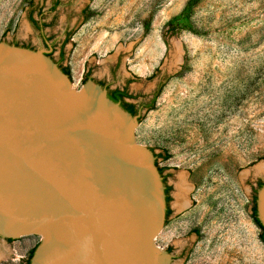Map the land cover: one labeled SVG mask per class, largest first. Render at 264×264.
<instances>
[{
	"label": "rangeland",
	"instance_id": "1",
	"mask_svg": "<svg viewBox=\"0 0 264 264\" xmlns=\"http://www.w3.org/2000/svg\"><path fill=\"white\" fill-rule=\"evenodd\" d=\"M187 1L0 0V43L57 62L61 49L74 90L126 86L136 106L159 90L134 130L168 158L156 160L170 214L155 245L169 264H264L251 217L264 184V0ZM40 239L0 237V264L26 263Z\"/></svg>",
	"mask_w": 264,
	"mask_h": 264
},
{
	"label": "water",
	"instance_id": "2",
	"mask_svg": "<svg viewBox=\"0 0 264 264\" xmlns=\"http://www.w3.org/2000/svg\"><path fill=\"white\" fill-rule=\"evenodd\" d=\"M48 53L0 43V237L40 236L30 264H169L140 114L90 79L74 90ZM256 206L264 227V184Z\"/></svg>",
	"mask_w": 264,
	"mask_h": 264
},
{
	"label": "trees",
	"instance_id": "3",
	"mask_svg": "<svg viewBox=\"0 0 264 264\" xmlns=\"http://www.w3.org/2000/svg\"><path fill=\"white\" fill-rule=\"evenodd\" d=\"M201 0H188L187 3H186V9H191L192 7H194L198 2H200ZM16 46V45H15ZM64 57V53L61 52L60 53V61H62ZM58 67L61 69L62 73L67 75L68 77L70 76L68 70L66 68H63L61 67L60 65H58ZM84 82H86V79L83 80ZM101 87H103L104 89H106L103 84H100L98 83ZM162 87V86H160ZM160 89V88H159ZM159 94V90L155 93V95L152 97V101H151V104L150 105H143V104H140L138 106H136V104L132 103V102H128L127 100H134L135 98L129 94L127 92V89L124 88L123 90H114V91H111L109 93V95H107L108 99H110L112 102L114 103H118L120 105V107L125 111L127 112L128 114H130L131 116H136L140 113L141 110L145 109V110H152L153 109V104L157 98ZM155 158H159L161 156L159 155H155L154 156ZM163 160H166L168 159L167 156H163L162 157ZM155 166H156V163H155ZM159 174L161 175L163 169H159L157 168ZM163 182V181H162ZM164 184V183H163ZM263 186L260 185L259 188H261ZM165 187V186H164ZM169 191L170 189L168 187H165L164 188V194H165V203H166V211H165V219L168 218L169 214H170V211L169 209L167 208V205L170 201V198H169ZM256 200L257 198H254L253 199V207H252V210H251V217H252V220L254 222V224L262 231L261 235H260V239L261 241L264 243V240H263V235H264V227L262 226V224L260 223L259 219H258V216H257V206H256ZM37 246H35L33 249H31L29 251V254H28V258L26 260V263L24 264H30V259L33 255V252L35 250Z\"/></svg>",
	"mask_w": 264,
	"mask_h": 264
},
{
	"label": "flooded vegetation",
	"instance_id": "4",
	"mask_svg": "<svg viewBox=\"0 0 264 264\" xmlns=\"http://www.w3.org/2000/svg\"><path fill=\"white\" fill-rule=\"evenodd\" d=\"M58 6V3L57 2H54L53 4H52V6H51V8H50V12L51 11H53L56 7ZM37 14H40V16L42 15V12L39 10L38 12H37ZM33 24V23H32ZM41 27H43V25L41 24ZM62 51H61V49L59 50V60H58V62L57 61H54L53 59V61L57 64V65H60V63H61V61H60V53H61ZM49 57H51V53H48L47 54ZM105 88H106V91H107V95H109V93L111 92V91H114V90H116V89H118V90H123L126 86H124L123 88H114V89H111L109 86H106V85H103ZM128 92V91H127ZM129 93V92H128ZM159 159H161L162 161H165V160H163L162 159V157L160 158H155V163H156V160H159ZM160 169H162V168H160ZM164 171V170H163ZM163 171H162V173H161V177H162V181H163V183H164V186L165 187H167V185L165 184V175H163Z\"/></svg>",
	"mask_w": 264,
	"mask_h": 264
}]
</instances>
